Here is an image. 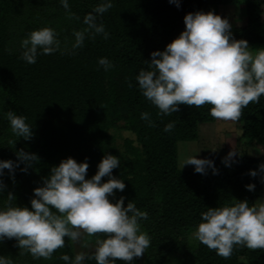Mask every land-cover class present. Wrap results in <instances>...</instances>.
<instances>
[{"label":"trees","instance_id":"trees-1","mask_svg":"<svg viewBox=\"0 0 264 264\" xmlns=\"http://www.w3.org/2000/svg\"><path fill=\"white\" fill-rule=\"evenodd\" d=\"M99 2L68 0L65 10L59 0H0V113L13 110L25 116L33 133L29 140L15 137L0 114V160L16 161L19 149L39 157L26 172L16 168L10 176L4 170L0 206L11 192L17 205L30 208L33 189L42 185L52 166L68 157L78 163L87 158L86 178H90L107 152L120 159L112 173L125 183L122 192L114 190L116 198L123 195L124 206L133 200L148 213L140 221L151 238L144 264H240L242 258L249 264H264V249L235 246L230 256L223 257L191 235L206 208L234 199L252 204L263 196L258 166L264 155H238L233 169L222 163L224 157H206L213 161L215 174L211 168L204 174L179 168L178 143L197 140L199 125L216 120L209 114L211 105L180 104L177 112L157 115V107L140 93L135 81L139 70L147 68L150 53L163 51L184 30L187 13L216 12L217 7L239 0H179V7L169 0H112V7L98 17L108 37L86 36L81 47L71 50L73 30L85 27L84 15ZM68 12L74 16L70 18ZM263 12L264 0H245V24L234 27L233 37L247 40L248 45H264ZM44 26L55 29L61 49L26 63L19 58L21 39ZM101 57L113 67L105 71L98 64ZM142 112L150 114L151 125L141 119ZM169 122L174 127L165 132ZM235 122L248 143L264 149V95L244 107ZM120 131L128 133L121 143ZM250 170L258 174L253 177ZM106 180L102 177V182ZM249 183L255 185L252 191L245 187ZM63 253L73 257L74 242L65 238L64 247L50 258L34 259L19 249L15 238L0 241V255L11 257L14 264H65L59 258ZM141 257L131 264H142ZM84 264L96 261L86 259ZM117 264L125 262L117 260Z\"/></svg>","mask_w":264,"mask_h":264},{"label":"clouds","instance_id":"clouds-1","mask_svg":"<svg viewBox=\"0 0 264 264\" xmlns=\"http://www.w3.org/2000/svg\"><path fill=\"white\" fill-rule=\"evenodd\" d=\"M169 2L179 7V0ZM59 3L65 10L69 9L68 0ZM111 7L112 0H100L84 15L85 27L73 30L71 50L81 47L86 36L108 37L98 17ZM68 15L74 16L71 12ZM183 22L184 30L163 51H152L150 61H145L147 68H141L135 76L140 93L157 107V115L177 112L180 104L195 107L208 104L212 117L238 120L244 107L250 102L258 103L264 95V47L252 49L247 40L235 39L229 20L211 10L189 12ZM20 48L19 58L32 64L38 55L60 50L61 41L55 29L44 26L23 37ZM98 64L105 71L113 67L106 57L99 58ZM0 114L15 137L24 140L32 137V127L26 123L25 116L13 110ZM140 115L152 124L148 112ZM173 127L174 122H169L163 130L168 132ZM15 155L16 161L0 160V176L5 169L10 176L16 168L26 172L39 160L37 154L24 149L17 150ZM236 155L238 152L231 149L222 163L229 166L235 162ZM119 163L116 155L106 152L95 174L86 178L87 158L79 163L72 157L62 159L50 168L47 177H42V185L33 189L30 208L17 205L16 197L9 192L0 206V241L15 238L22 252L27 251L34 259H48L54 250L64 247L65 238L79 242L82 249H87L94 238L91 255L79 251L71 258L66 253L59 258L65 264H84L86 259H94L96 264H117V260L131 264L145 253L151 238L140 224L148 213L138 209L133 200L124 206L125 197L115 196L114 190L122 192L125 188L124 181L112 173ZM184 165H193L194 171L201 174L208 168L213 174L217 172L212 160L196 155L186 157ZM258 168L264 182V163ZM257 174L256 170L249 172L253 177ZM102 177L107 180L102 182ZM5 187L0 180V193ZM245 187L252 191L255 185L249 183ZM101 233L103 236L98 235ZM191 235L223 257L230 256L235 246L264 249V197L252 204L246 199H234L232 203L206 208ZM0 264H14V261L0 255Z\"/></svg>","mask_w":264,"mask_h":264},{"label":"rangeland","instance_id":"rangeland-1","mask_svg":"<svg viewBox=\"0 0 264 264\" xmlns=\"http://www.w3.org/2000/svg\"><path fill=\"white\" fill-rule=\"evenodd\" d=\"M214 13L219 14L222 18L226 17L231 24L230 31H232L235 26H243L245 24V0H239L235 5L219 6ZM262 18L264 20V12ZM249 47L256 49L264 47V45H249ZM198 131L199 136L197 140L180 141L178 143V164L181 169L194 170L193 165L183 166V161L190 155H196L197 158L225 157L231 149L236 150L238 155L243 153L248 156L264 155L262 146L248 143V140L241 136L242 132L235 121L216 119L214 122L201 123ZM125 136H128L126 131L117 133L118 142L121 143L122 138ZM238 155L234 156L233 160H235ZM230 167L233 169L234 162H230ZM262 197H264V184ZM74 246L76 252L94 250V240L87 249H82L79 242H74ZM143 255L144 254L141 255L142 264H144ZM168 264L179 263L169 261ZM240 264H249V261L242 258Z\"/></svg>","mask_w":264,"mask_h":264}]
</instances>
